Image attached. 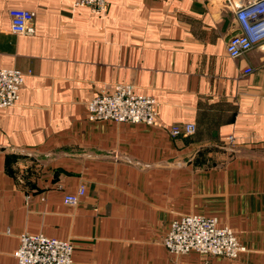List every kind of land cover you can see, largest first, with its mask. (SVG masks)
Instances as JSON below:
<instances>
[{"label":"crops","instance_id":"crops-1","mask_svg":"<svg viewBox=\"0 0 264 264\" xmlns=\"http://www.w3.org/2000/svg\"><path fill=\"white\" fill-rule=\"evenodd\" d=\"M74 1L0 0V67L24 74L0 108V264L23 233L70 240L72 264H264V41L227 54L237 2ZM11 8L34 13V33L10 30ZM116 83L153 97L158 124L88 119ZM185 123L193 134L171 135ZM184 214L217 218L245 252L170 253Z\"/></svg>","mask_w":264,"mask_h":264},{"label":"built area","instance_id":"built-area-1","mask_svg":"<svg viewBox=\"0 0 264 264\" xmlns=\"http://www.w3.org/2000/svg\"><path fill=\"white\" fill-rule=\"evenodd\" d=\"M237 20L238 31L226 41V52L231 58L246 54L254 45L264 41V0H231ZM74 7H86L94 14L107 11V0H75ZM10 30L16 34L34 33V13L23 8L8 11ZM251 67L244 69L252 72ZM24 74L14 67H0V108L14 105L23 85ZM88 119H112L118 122L158 124L157 104L153 97L136 93L130 83H116L109 91L93 96L87 103ZM193 123L174 125L173 136L191 135ZM231 145L232 138L228 141ZM235 152V146L228 145ZM84 193L80 186L74 194L64 195L63 201L75 205ZM14 254L16 264H72L73 245L68 239L47 237L42 233H23ZM163 244L174 255L197 251L203 256L220 255L236 259L246 248L233 229L220 225L217 218L198 214H184L172 221L170 230L163 237Z\"/></svg>","mask_w":264,"mask_h":264},{"label":"rangeland","instance_id":"rangeland-1","mask_svg":"<svg viewBox=\"0 0 264 264\" xmlns=\"http://www.w3.org/2000/svg\"><path fill=\"white\" fill-rule=\"evenodd\" d=\"M230 137L232 138V144H233V145H231L229 142H228V145L233 146V147L236 146V145H235V144H236V140H235V137H234L233 135H229V136H227V141H228V139H229ZM235 149H237V146L235 147Z\"/></svg>","mask_w":264,"mask_h":264}]
</instances>
